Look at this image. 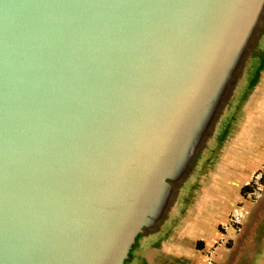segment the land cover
<instances>
[{"label": "water", "instance_id": "95a60500", "mask_svg": "<svg viewBox=\"0 0 264 264\" xmlns=\"http://www.w3.org/2000/svg\"><path fill=\"white\" fill-rule=\"evenodd\" d=\"M264 105V0H0V264H163Z\"/></svg>", "mask_w": 264, "mask_h": 264}, {"label": "crops", "instance_id": "0c3cea01", "mask_svg": "<svg viewBox=\"0 0 264 264\" xmlns=\"http://www.w3.org/2000/svg\"><path fill=\"white\" fill-rule=\"evenodd\" d=\"M264 167V105L259 118L245 137L229 169L223 192L209 209L205 221L189 243L168 255L163 264H205V249L219 238L233 210L244 211V221L228 232L231 243L219 248L214 264H264V190L258 200H249L243 189ZM204 250V251H203Z\"/></svg>", "mask_w": 264, "mask_h": 264}, {"label": "built area", "instance_id": "2783aa9c", "mask_svg": "<svg viewBox=\"0 0 264 264\" xmlns=\"http://www.w3.org/2000/svg\"><path fill=\"white\" fill-rule=\"evenodd\" d=\"M264 190V167L258 170L251 182L250 187L244 193L245 197L249 200H258L263 195ZM244 211L240 208L233 210L229 219L222 225L220 238L209 248L205 249V264H214V257L219 248H225L229 240L228 232L232 229L240 227L244 220Z\"/></svg>", "mask_w": 264, "mask_h": 264}, {"label": "trees", "instance_id": "16d2710c", "mask_svg": "<svg viewBox=\"0 0 264 264\" xmlns=\"http://www.w3.org/2000/svg\"><path fill=\"white\" fill-rule=\"evenodd\" d=\"M250 187V183H248L245 188L243 189L244 192H246V190Z\"/></svg>", "mask_w": 264, "mask_h": 264}, {"label": "flooded vegetation", "instance_id": "af4514ba", "mask_svg": "<svg viewBox=\"0 0 264 264\" xmlns=\"http://www.w3.org/2000/svg\"><path fill=\"white\" fill-rule=\"evenodd\" d=\"M243 193H245L244 191H243ZM244 221V220H243ZM230 243H231V240H230V238H229V240H228V242H227V246L226 247H228L229 245H230ZM204 251V250H203Z\"/></svg>", "mask_w": 264, "mask_h": 264}]
</instances>
